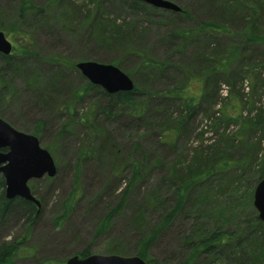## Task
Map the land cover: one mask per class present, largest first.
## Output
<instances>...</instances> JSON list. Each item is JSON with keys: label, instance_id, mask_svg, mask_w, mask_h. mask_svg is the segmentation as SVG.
Here are the masks:
<instances>
[{"label": "rangeland", "instance_id": "obj_1", "mask_svg": "<svg viewBox=\"0 0 264 264\" xmlns=\"http://www.w3.org/2000/svg\"><path fill=\"white\" fill-rule=\"evenodd\" d=\"M24 1L32 9L0 0V31L12 45L8 61L0 55V118L39 140L56 174L28 181L39 201L31 221L18 215L0 224V250L15 246L12 264H65L84 250L130 258L136 237L165 217L149 248L152 264H176L198 234L210 231H238L245 247L257 238L256 256L245 264L264 257V222L253 218V193L264 176V42L250 40L264 36V0H169L180 12L127 0ZM212 20L221 29L200 28ZM87 61L117 67L140 85L138 100L149 106L145 121H135L128 108L101 114L105 98L85 93L88 80L75 68ZM204 78L215 80L210 93L203 92ZM172 88L200 99L186 109L181 100L163 99ZM227 115L238 121H222ZM82 150L89 158L80 163V197L60 221ZM214 153L206 164L220 158L232 168L204 176L203 158ZM116 160L129 162L124 173ZM133 161L143 166L138 182L107 231L97 234L98 220L119 201L105 188L116 181L123 188ZM179 195L183 203L170 214ZM226 262L199 255L194 264Z\"/></svg>", "mask_w": 264, "mask_h": 264}, {"label": "trees", "instance_id": "obj_2", "mask_svg": "<svg viewBox=\"0 0 264 264\" xmlns=\"http://www.w3.org/2000/svg\"><path fill=\"white\" fill-rule=\"evenodd\" d=\"M21 1H22L21 2L22 9H27V10L32 9V6L29 5V3H27L24 0H21ZM127 1H130L133 7L140 8V6L145 5L143 2L139 0H127ZM200 26L202 30L208 33L216 32L217 30L221 29V27L218 25V22L215 20H212L211 22L201 23ZM170 38L174 39V36H171ZM250 40H261L264 42V36L255 37V36L250 35ZM1 57L4 60L8 61L10 55L7 57L5 56H1ZM145 64L146 66H148V68H152L154 70L166 69L165 65L162 63L155 65L152 62L146 61ZM66 65L67 67L73 66L72 64H69V63H67ZM214 85H215V80L210 79L209 81H207L206 78H204L203 85H202L203 92L205 91V88L207 90V88L209 87L208 93H210L214 89L215 87ZM180 87H183V86L181 85ZM138 88H140V85L139 86L134 85L132 91H123V92H117L114 94H108L107 92L103 91L101 88L93 85L92 83L88 81L86 88L84 89V92L88 93V91L90 90H93V91L95 90L97 93L102 94L103 98H105L106 100L105 102L107 103L104 104V108L101 109V114L104 115V117L106 118L112 117L114 114H118V112L120 111L122 112L123 109L128 108L129 112H131V114L135 118V121H145L149 106L146 107L145 105L142 104L141 101L138 100L141 98V95L138 97V94H139ZM199 97H200L199 94L197 95L194 92L189 93L185 88L181 89L180 91L172 88L171 90L168 91L167 95L163 96V99L179 100V101L181 100V103L184 108L192 109L195 102L198 99H200ZM80 98L81 96H79V99ZM98 114H100V112H98ZM86 115L84 117H88ZM227 119H231L234 122L238 121L236 118H232V116L230 115L229 116L227 115L221 118V120L225 122L227 121ZM93 124H95V121ZM179 129L180 128L178 127L172 131L173 136L175 137L178 136ZM163 137L164 136L162 135V138ZM170 137H172V135H170ZM215 155H217V153L210 154L206 156L205 158H203V164H206V162L209 161L208 158L213 157ZM88 158L89 156H88L87 150H82L80 153V156L77 158V162L75 164V168L73 171L74 172L73 179H72L73 188L70 194L71 196L65 202L66 212L65 214L60 216V219H59L60 221L64 219L63 217L71 210L72 205L75 204L76 201L80 197V194H79L80 193L79 189L81 188L80 186V174H81L80 163L84 159L86 160ZM201 159L202 158L198 157L196 159V162ZM115 162L117 164L118 173L119 172H120L119 174L124 173L125 165L127 166L129 162L127 161L126 164L121 163L119 160H116ZM130 166L133 169V173L132 172L130 173L129 179L127 180L128 182L123 188L121 187V182H118V181L116 182H117V185L119 186L116 185L115 188H112V187L105 188L106 189L105 193H107V196L117 195V197L119 198V201L116 207L112 208L110 211H108L105 214L103 218H100L98 220V223L95 226V232L97 234L104 233L107 231L114 217H116L117 213H119L124 208L125 206L124 203L126 201V198L130 194L129 190L133 187V185H135L138 182L137 180L139 178V173L140 171L142 172L143 166L140 163H134V161L131 162ZM206 166H208V170H206V172L204 173V176H207L214 171H218V170L222 171V170H227L229 168H232V165L230 163H227L226 161H220V158H218L217 162H210L209 164H206ZM263 178L264 176L259 178L258 183ZM187 183H190V182H187ZM191 184L192 183L186 186L187 187L189 186L188 188H191L192 186ZM4 188H5L4 179L2 175H0V224H3V222L8 217L16 218L18 215L22 217H26L27 222L31 221V218H33V216H36V212H35L36 208L33 206V204H31L30 202L26 200L24 201L20 198H13V200H9L5 198ZM116 191L118 192L116 193ZM183 193L184 192H181V194ZM182 201H183V198L181 195H179L176 199L177 204L172 210V213L170 212V214H173L175 211L179 209V207L183 203ZM253 218H254V221H256L257 223H260L257 219V216H255V214ZM166 223H167V217H165L158 224L159 226L155 230L154 229H152L151 231L149 230L147 233L140 235L139 237H136L138 238V240L134 244L137 249L135 252V255L138 258L145 260L147 264H152L153 262L152 258L149 255V248L151 247L152 243L155 241L157 234L161 230H163V228L166 226L165 225ZM252 229L248 231L250 235H253ZM240 236L241 235L240 233H238V231H232V232L210 231L207 234H204V233L203 235L198 234V236L196 237L197 241L191 245V250L187 254L188 256L183 258V260L177 262L176 264H194L197 256L199 257V255H204L207 258H216V259L225 258V260L228 261L226 262V264H234L237 262L238 264L239 262H242L245 264V261L249 262L251 257L256 256L255 254H256L258 244L255 243L256 241L254 242V239H257V238H252L253 241H249V243H246L248 247H245V245H243L244 241L241 239ZM14 249H15L14 245L4 244L2 246L0 250V262L2 264H12L11 254L14 251ZM244 250L247 251V255H245L244 260L239 261L240 258L243 259ZM248 251L250 252V254L248 253ZM89 255H91V253H89V251L87 250L81 251L79 253V256L81 258L87 257ZM254 264H264V257H262L259 260H256Z\"/></svg>", "mask_w": 264, "mask_h": 264}, {"label": "water", "instance_id": "obj_3", "mask_svg": "<svg viewBox=\"0 0 264 264\" xmlns=\"http://www.w3.org/2000/svg\"><path fill=\"white\" fill-rule=\"evenodd\" d=\"M150 7L179 12V7L169 0H139ZM11 42L0 31V55H10ZM75 68L93 85L108 94L132 91V80L117 67L97 64L95 62H78ZM56 174L55 164L47 150L39 145V140L32 135L21 133L0 118V175L4 179L5 198H20L39 206V201L31 196L27 183L32 179ZM253 208L258 220L264 222V178L256 185L253 193ZM2 264V263H0ZM65 264H147L136 256L122 257L116 255H78L67 259Z\"/></svg>", "mask_w": 264, "mask_h": 264}]
</instances>
